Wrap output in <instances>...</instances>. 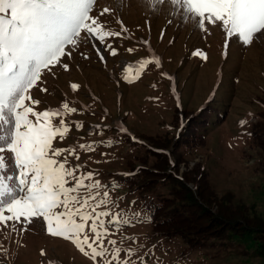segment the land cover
Returning a JSON list of instances; mask_svg holds the SVG:
<instances>
[{
  "label": "rangeland",
  "instance_id": "1",
  "mask_svg": "<svg viewBox=\"0 0 264 264\" xmlns=\"http://www.w3.org/2000/svg\"><path fill=\"white\" fill-rule=\"evenodd\" d=\"M93 8L90 15L101 27L121 34L106 40L118 54L105 51L102 62L98 50L105 46L98 40L81 45L71 57H62L60 66L42 73L24 104L38 112H63L65 102L78 109L62 117L69 131L63 141L55 139L53 147L75 146L57 160L66 158V167L80 166L75 175L84 187L76 195L91 197L97 214L109 213L100 217L105 222L98 228L101 244H94L105 255L85 256L70 240L51 237L43 220L36 219L27 231L19 224L15 230L0 227V264H261L250 239L189 247L177 236L155 232L141 201L164 187L129 191L122 175L153 164L179 177L185 171H203L223 201L248 205L264 219V37L243 45L215 25L193 31L191 22H180L171 0L155 7L153 0H95ZM197 51L204 58L194 55ZM150 55L160 58L159 66L153 60L139 78L130 69L132 82H126L125 66L135 67ZM71 84L78 89L73 91ZM33 100L40 103L34 105ZM60 119L54 117L53 123L58 126ZM77 122L83 125L80 130ZM184 125L193 136L180 143L178 130ZM79 144L95 148L82 150ZM156 144L165 155L150 151ZM5 155L6 174H14L11 154ZM90 224L86 231L92 242L96 237L88 230ZM85 251L91 252L87 246Z\"/></svg>",
  "mask_w": 264,
  "mask_h": 264
},
{
  "label": "snow or ice",
  "instance_id": "2",
  "mask_svg": "<svg viewBox=\"0 0 264 264\" xmlns=\"http://www.w3.org/2000/svg\"><path fill=\"white\" fill-rule=\"evenodd\" d=\"M94 2L0 0V227L15 230L19 224L22 231H27L28 225L42 219L51 237L70 240L85 256L91 255L93 259L105 255V251L98 250L94 244H101L102 234L98 228H103L105 222L100 217L109 213L97 214L94 209L98 205L89 203L91 197L76 195L84 187L83 179L75 175L80 166L66 167L69 163L66 158L57 160L64 151L74 152L75 146L53 147V141H63L69 131L62 117L78 109L65 102L63 112L59 109L38 112L24 101L30 99L28 92L42 79L43 72L60 66L61 58L71 57L81 45L98 40L105 46L98 50L102 62L105 51L113 57L118 54L106 40L121 34L105 30L90 15ZM159 3L161 0H153V7ZM171 5L179 9L181 23H192L193 31L215 25L222 27L227 37L237 38L243 45L264 37V0H171ZM194 55L204 58L199 51ZM81 56L90 59L83 53ZM153 60L159 66L160 58L151 55L149 59L137 61L135 67L126 65L123 79L132 82L130 69L139 78L140 72ZM63 67L68 69L67 64ZM70 87L76 91L79 86L71 84ZM41 90L48 91L47 88ZM32 103L40 102L33 100ZM54 117H61L58 126L53 123ZM82 127L76 123L77 130ZM95 130L102 129L97 125ZM78 147L91 150L95 145L79 144ZM5 153H10L14 161V174H6L9 157ZM91 175L88 174L89 178ZM70 181L75 184L68 186ZM88 222H91L88 230L96 237L92 242L86 231ZM85 246L90 253L85 251Z\"/></svg>",
  "mask_w": 264,
  "mask_h": 264
},
{
  "label": "trees",
  "instance_id": "3",
  "mask_svg": "<svg viewBox=\"0 0 264 264\" xmlns=\"http://www.w3.org/2000/svg\"><path fill=\"white\" fill-rule=\"evenodd\" d=\"M205 107L206 105L202 106L199 113ZM205 120V116L200 119ZM185 126L178 130L180 143L192 140L193 135ZM191 128H195V125ZM183 129L184 132H181ZM161 148V145L156 144L150 151L163 156L166 153ZM192 173L194 172L185 171L179 177L176 171L161 170L159 164H153L152 167L137 166L124 173L122 180L129 191L146 192L163 189L161 187L166 190L153 193L154 196H146L141 201V205L148 209L149 220L155 232L167 237L177 236L189 247L214 241L228 244L235 237L250 239L254 242L255 254L261 258V264H264V219L258 217L248 205H231L230 202L223 201L211 190L203 171L195 175ZM188 182H193V186H189ZM213 205L217 206L216 210Z\"/></svg>",
  "mask_w": 264,
  "mask_h": 264
}]
</instances>
